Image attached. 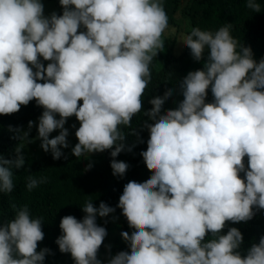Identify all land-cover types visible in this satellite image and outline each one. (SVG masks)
I'll use <instances>...</instances> for the list:
<instances>
[{
	"label": "clouds",
	"instance_id": "clouds-1",
	"mask_svg": "<svg viewBox=\"0 0 264 264\" xmlns=\"http://www.w3.org/2000/svg\"><path fill=\"white\" fill-rule=\"evenodd\" d=\"M59 4L61 15L45 16L41 0H0V115L35 100L44 109L37 128L41 148L53 159L68 147L64 125L75 116L80 126L72 155L114 149L110 166L114 176H123L130 165L115 159L124 148L121 126L131 128L144 107L150 65L166 46L162 37L170 16L162 0ZM246 7L262 9L257 0H247ZM232 27H195L183 36L195 61L207 51L206 62L180 81L183 100L174 110L162 114L174 89L151 100L154 108L146 115L154 123L143 156L154 171L124 184L118 204L135 227L129 232L118 223L131 250L107 264H264V236L242 256L241 232L233 227L220 234L226 222H246L254 209H264V58L256 61ZM209 88L212 103H206ZM32 126L29 121V131ZM57 129L59 135L49 139ZM29 131L16 129L14 138L30 143ZM22 149L16 147L15 159L0 156L2 193L15 187L13 169L25 164ZM45 182L30 175L26 187L31 191ZM81 208V220L61 218L55 243L74 264H102L97 254L107 232L96 217L114 209L103 202L95 207L93 200ZM42 222L25 205L0 223V264H43L49 250L37 251Z\"/></svg>",
	"mask_w": 264,
	"mask_h": 264
},
{
	"label": "trees",
	"instance_id": "trees-1",
	"mask_svg": "<svg viewBox=\"0 0 264 264\" xmlns=\"http://www.w3.org/2000/svg\"><path fill=\"white\" fill-rule=\"evenodd\" d=\"M52 0H49L51 3ZM50 16L51 12L61 15L63 8L59 0H54L51 6L48 0H41ZM260 12H253L246 7L247 0H162L170 16L169 28L163 39L165 48H161L155 60L150 65L152 82L143 94L144 107L141 113L132 118L131 128L122 127L125 138L122 141L124 148L115 158L128 163L130 166L123 176H114L111 168V151L94 152L86 157L76 158L72 155V148L78 143L75 136L80 124L75 116L67 118L64 128L68 130L67 148H62V156L53 159L51 151L45 152L41 148V139L38 138V122L44 109L36 104L35 100L22 105L18 112L9 115H0V156L5 159H15L16 147H22L25 164L19 169H13L14 189L11 193L0 192V223L14 217L15 211L27 206L34 218L42 217V231L44 238L38 242L37 251L48 249L43 264H74L69 253H61L55 243L61 235L59 224L61 218L72 215L81 220L85 213L81 206L87 200H93V205L99 207L101 202L114 209L108 216L96 217L98 226L106 229L107 235L98 250V259L107 264L113 256L123 250H131L130 241L123 233H113V222L121 221L123 229L131 232L134 225L129 223L122 206L118 204L124 184L129 179L143 181L148 179L153 169H150L143 156L150 136L149 123H154L149 113L154 105L151 100L157 96L164 97L169 89H174L173 95L166 100L162 114L174 110L183 100L179 83L191 71L200 70L206 62L204 58L197 62L193 59L190 49L183 44V36L189 34L195 27L215 32L225 23L232 24V35L244 47L251 49L256 61L264 58V0ZM174 29V31H173ZM84 29H78L83 31ZM41 62L47 67L49 61ZM35 71V69H34ZM43 83V81H40ZM214 97L209 88L206 103H212ZM78 103H82L79 101ZM59 119V116L56 117ZM29 121L33 122L31 130ZM16 129L29 131L28 139L20 142L15 139ZM60 130L49 134V139L59 135ZM248 158H244L245 168L248 167ZM91 163L92 167L87 168ZM46 178L45 183L39 184L29 191L26 187L29 176ZM244 178V174H240ZM59 210V211H58ZM254 216L246 222H226L221 235L230 228H237L243 237L240 253L243 256L252 244H258L264 236V209H254ZM211 233L205 239H210Z\"/></svg>",
	"mask_w": 264,
	"mask_h": 264
},
{
	"label": "rangeland",
	"instance_id": "rangeland-1",
	"mask_svg": "<svg viewBox=\"0 0 264 264\" xmlns=\"http://www.w3.org/2000/svg\"><path fill=\"white\" fill-rule=\"evenodd\" d=\"M53 2H54V0H52L51 1V3H49V0H48V3L51 5V6H54V8H56V6L53 4ZM45 8V7H44ZM45 12H47V10L46 9H44V13ZM50 12H51V14H52V11L50 10ZM113 233L114 234H119V235H121V230L119 229V223H118V221H116V220H114V222H113Z\"/></svg>",
	"mask_w": 264,
	"mask_h": 264
},
{
	"label": "bare ground",
	"instance_id": "bare-ground-1",
	"mask_svg": "<svg viewBox=\"0 0 264 264\" xmlns=\"http://www.w3.org/2000/svg\"><path fill=\"white\" fill-rule=\"evenodd\" d=\"M59 211V210H58Z\"/></svg>",
	"mask_w": 264,
	"mask_h": 264
}]
</instances>
